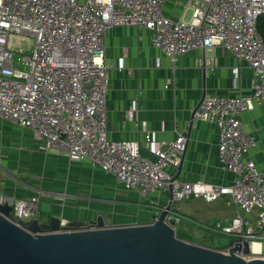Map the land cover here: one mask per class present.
Instances as JSON below:
<instances>
[{"label":"built area","instance_id":"built-area-1","mask_svg":"<svg viewBox=\"0 0 264 264\" xmlns=\"http://www.w3.org/2000/svg\"><path fill=\"white\" fill-rule=\"evenodd\" d=\"M163 6L164 0H0V117L31 129L43 142L42 150L89 160L142 198L168 191L172 207L193 196L208 203L229 198L236 212L220 231L231 235L233 243L221 250L240 242L237 255L264 259V169L249 156L257 140L243 130L240 119L256 104L264 105V39L258 30L264 0H196L189 21L167 17ZM118 25L151 30L153 44L174 60L195 48L222 46L250 64L249 94L207 95L194 114L217 125L219 160L235 175L233 182L174 178L167 167L180 166L177 154L185 150L184 134L161 142L154 159L141 153L140 142L110 139L105 35ZM239 69L232 67L235 80ZM127 117L133 119L134 112ZM141 125L151 141L147 122ZM67 197L59 194L60 199ZM5 202L9 200L0 192V204ZM39 203V194L15 199L11 219L23 225ZM172 207L166 220L178 236L175 223L182 215ZM68 223L63 217L62 225Z\"/></svg>","mask_w":264,"mask_h":264},{"label":"crops","instance_id":"crops-1","mask_svg":"<svg viewBox=\"0 0 264 264\" xmlns=\"http://www.w3.org/2000/svg\"><path fill=\"white\" fill-rule=\"evenodd\" d=\"M195 2L164 0L163 11L172 19L186 21L189 15L190 20ZM105 44L110 139L140 142L141 153L154 159L161 142L176 140L180 133L184 134L185 150L177 154L180 163L183 159L180 174L179 167L171 165L167 167L168 172L173 176L179 174L177 179L180 181L233 182L235 175L219 160L217 125L198 119L191 124V120L193 110L207 95L249 94L253 87L250 64L237 60L222 46L195 48L174 60L153 44L151 30L133 25L109 28ZM235 65L240 67L236 80L232 72ZM130 111L134 112L133 119L127 117ZM240 119L243 130L257 140L249 156L264 169V105L256 104L241 113ZM142 121L148 124L151 141L145 139ZM4 156L2 154L0 158H4L7 168H13L14 176L0 174V192L9 201L39 194V207L32 218L41 221L58 215L89 222L103 215L107 226L150 223L169 200L168 191H157L148 198H142L138 192L128 190L114 175L94 166L89 160L74 161L57 150H40L32 144L24 146L19 160L14 162L17 165L11 164ZM100 176L111 178L118 189L134 192L140 201L129 204L124 197L126 194L115 191L114 202L102 203L98 196L93 195H105V192H111V188L100 181ZM64 193L68 197L63 203L59 194ZM141 202L150 207L149 211L141 208ZM119 210L122 213H117ZM136 211L144 213L143 216H137ZM235 212L234 207L232 216Z\"/></svg>","mask_w":264,"mask_h":264},{"label":"water","instance_id":"water-1","mask_svg":"<svg viewBox=\"0 0 264 264\" xmlns=\"http://www.w3.org/2000/svg\"><path fill=\"white\" fill-rule=\"evenodd\" d=\"M171 207L170 193L150 223L107 226L99 215L89 222L69 219L64 226L61 216L52 215L19 225L11 219L12 201L5 202L0 204V264H264L263 258L237 255L240 242L223 251L180 238L166 220ZM249 249L246 244L245 252Z\"/></svg>","mask_w":264,"mask_h":264},{"label":"rangeland","instance_id":"rangeland-1","mask_svg":"<svg viewBox=\"0 0 264 264\" xmlns=\"http://www.w3.org/2000/svg\"><path fill=\"white\" fill-rule=\"evenodd\" d=\"M185 20H189V15L186 16ZM29 44V41H25L23 47L27 48ZM27 50V52H29V48ZM31 144L41 150L43 142L35 139L31 129H23V127L18 123L10 119L0 117V157L4 154V157L9 159L11 164H16L14 162L19 160L21 149L24 146L30 147ZM2 159L4 158L2 157ZM2 162L3 174H10L14 176L13 168H7L5 160H2ZM99 179L105 183L106 186L111 188V192H105V195H93L95 197L98 196L97 199L102 203H111L109 200L114 202L115 191L120 194H126L124 197H126L125 200L129 204L138 203V201H140L134 192H125L118 189L117 185H115V182H113L111 178L100 176ZM87 197L91 196L87 195ZM60 200L64 203V199ZM141 204V208H146V210L149 211L150 207H148L145 202H141ZM233 206L234 204L229 199L208 203L197 196H193L179 202H174L172 207L173 211L179 212L182 215L180 220L175 223L178 236L180 238L217 249L227 247L233 238L231 235L220 231V228L226 219L232 216L234 210ZM148 211L145 212L148 213ZM117 213L120 214L122 212L119 210ZM135 214L137 216H143L144 213L136 211Z\"/></svg>","mask_w":264,"mask_h":264},{"label":"trees","instance_id":"trees-1","mask_svg":"<svg viewBox=\"0 0 264 264\" xmlns=\"http://www.w3.org/2000/svg\"><path fill=\"white\" fill-rule=\"evenodd\" d=\"M258 30L264 39V15L258 19Z\"/></svg>","mask_w":264,"mask_h":264},{"label":"bare ground","instance_id":"bare-ground-1","mask_svg":"<svg viewBox=\"0 0 264 264\" xmlns=\"http://www.w3.org/2000/svg\"><path fill=\"white\" fill-rule=\"evenodd\" d=\"M255 247H258V245H257V244H255Z\"/></svg>","mask_w":264,"mask_h":264}]
</instances>
